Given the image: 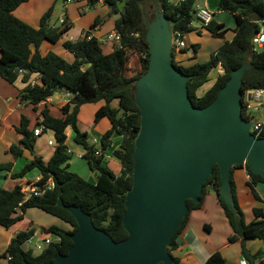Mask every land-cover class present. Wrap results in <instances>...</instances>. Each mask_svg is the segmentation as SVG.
<instances>
[{"label":"trees","instance_id":"obj_1","mask_svg":"<svg viewBox=\"0 0 264 264\" xmlns=\"http://www.w3.org/2000/svg\"><path fill=\"white\" fill-rule=\"evenodd\" d=\"M30 0H0V75L13 85L21 76L22 82L28 84L32 75L41 78V84H28L20 93V101L37 107L59 92L73 95L69 102L61 108L63 118H55L45 108L41 111L43 126L54 135L56 148L48 163L37 155L31 162L16 174L14 180L24 178L29 172L38 170L41 174L38 186L52 180L54 188L46 191L41 197H31L25 201L22 187L16 186L13 190L0 187V226L10 229L22 221L28 209H39L54 216L67 225V229L51 226L45 231L59 236L61 243L50 244L39 255L32 250H23L22 246L34 235V231L19 232L14 236L3 255L10 257L8 264H51L58 254H68L72 247L71 235L78 229L73 216L64 208L58 206L61 200L65 206H77L89 214L94 226L106 232L115 242L127 238V232L122 223L125 212V199L133 187V150L135 141L141 128L140 109L135 102V84L148 70L150 53L146 40L147 7L153 11L159 9L170 23L173 34H188L192 31V24L197 20L195 6L199 0H85L90 6L104 3L112 11V15H119L115 22L116 30L121 34L120 45L105 54L101 43L96 38L82 39L76 42H65L64 48L73 56L68 62L63 57L50 51L43 56L40 47L44 42L56 44L67 33L68 27L61 30L51 28L49 20L52 15L50 9L41 19L39 28H33L14 16V11ZM125 3L123 7L121 5ZM218 11L233 16L235 21V37L226 42L215 52L206 63H196L189 67L179 66L174 60V66L188 76V91L194 107L204 108L214 101L220 89L225 86L232 71L240 68L244 63L250 64L243 78L242 91L264 89V44L258 47L254 42L264 27V0H218ZM263 22V24H261ZM93 26L92 28H95ZM213 38L224 39L226 30L224 25L212 20L204 27ZM197 50V46L194 47ZM135 54L140 58L139 70L129 69V57ZM222 67L220 75L213 87L203 96L198 91L209 82L213 70ZM117 101L118 106L112 104ZM104 102L96 113V121L107 118L112 127L101 137V151L111 146L112 137H121L120 148L113 153V157L121 164L122 169L116 176L105 164L104 155L98 158L94 154V147L87 143V134L82 132L78 125L77 109L83 104ZM247 104L244 102V117ZM74 108V109H73ZM38 124V123H37ZM71 128L75 143L87 150L83 158L87 160L90 170L96 175V183L84 180L69 171L71 155L66 146V129ZM34 130L29 129V121L22 117L17 132L23 136L20 144L11 147L15 158L23 155L24 150L34 152ZM260 137L264 138V123ZM103 152V151H102ZM241 165L238 167H242ZM12 163L0 164V172H11ZM250 176L249 186L259 201L255 190L258 183H264V178L253 174L245 166ZM221 175L218 166L214 167L213 175L209 178L200 195V201L187 202L189 213L181 228L177 230L171 241V251L177 248V237L189 220L190 213L202 207L207 189L213 188L217 193L220 205L234 231L229 238L236 242L239 238L246 240L264 241V207L255 209V220L247 224L244 213L238 204L233 173L230 174L231 195L236 211L229 209L219 195ZM22 204V205H21ZM21 205V206H20ZM21 208L23 215L16 213ZM244 258L250 264L256 259L263 258L264 253L251 255L245 248L242 250ZM173 264H181L172 254ZM205 264H226L220 252L211 255Z\"/></svg>","mask_w":264,"mask_h":264},{"label":"water","instance_id":"obj_2","mask_svg":"<svg viewBox=\"0 0 264 264\" xmlns=\"http://www.w3.org/2000/svg\"><path fill=\"white\" fill-rule=\"evenodd\" d=\"M172 38L168 19L156 9L155 19L147 21L148 70L135 84L141 128L122 217L127 238L115 242L81 207L60 200L58 206L73 216L78 229L68 254H58L51 264H173L171 241L188 216L187 202L200 201L215 166L221 175L219 195L234 212L233 168L245 165L264 178V138L251 133L243 113V78L250 64L232 71L212 103L196 108L188 76L172 62Z\"/></svg>","mask_w":264,"mask_h":264},{"label":"crops","instance_id":"obj_3","mask_svg":"<svg viewBox=\"0 0 264 264\" xmlns=\"http://www.w3.org/2000/svg\"><path fill=\"white\" fill-rule=\"evenodd\" d=\"M178 1L181 0H176V2ZM53 2L62 5L61 11H63L66 18H60L59 21L62 19L65 20V25H62L61 28L54 26L51 27V25L50 27L59 30L68 27L67 33L59 40V42L61 40H64V43L68 41L76 42L85 38H96L101 43L105 54H109L115 49L116 44L108 42L107 37L111 33L117 31L115 28V22L120 16L112 15V11L102 2L95 6H90L85 0H74L68 4H66L64 0H30L18 7L14 11V16L33 28H39L42 17L50 9H52L53 14ZM74 2L78 3L75 5ZM198 4L207 8L214 14L213 20L218 24L224 25L226 30L225 38H213L204 26L196 20L192 24V31L185 35L186 47L179 52H174V60L179 66L189 67L196 63L208 62L211 56L217 52L220 47L226 42H231L235 37V21L233 25V21L226 15V12L218 11V0H199ZM95 24H97V26L92 28ZM88 31H90L89 37L86 35V32ZM204 36L217 41L216 43L215 41H212L214 42V45L211 47V52H208L209 47L202 44V38ZM59 42L56 44L44 42L40 47L41 54L45 56L52 51L68 62H71L73 56L67 52L64 46L58 47ZM195 46H197V50H195ZM70 59L72 60L70 61ZM211 74H214V77L211 78L213 80L212 83L209 85L211 81L209 76V82L206 84L208 85V88L202 94H199V91L203 88L202 87L197 93L199 97L210 90L215 84L217 78L223 74L222 67L219 66L213 70ZM22 76L23 75L21 74L20 78L11 85L0 75V164H13L11 172H6L3 173V175H0V187L5 190H7V188H5L4 185L7 184L8 180H12V186L9 190H13L16 186H21L22 189H24L29 183H34L37 179H40L41 174L38 170L29 172V174L32 175V180H29V174L22 179L14 180L12 174L19 173L26 164L33 160V155L41 157L45 163H48L56 148L55 144V147L48 144L50 140L54 142V135L47 129L48 131H43L42 135L34 137L35 143L33 153L24 150L21 157L15 158L11 153V147L13 145H19L23 139V136L17 132V128L21 125L22 117H25L29 121V129L34 130L36 127L43 125V117L41 115L42 110L47 108L50 111V114L55 118H63L61 108L68 103V101L65 100V92H59L62 94L63 98L60 99L58 93H56L46 102L41 103L37 107H34L27 102H21L19 98L20 93L28 84H41V78L38 75H32L28 84L22 82ZM56 108L60 110L61 114L58 110H55ZM261 114V121H264V109L260 111V115ZM34 118L36 119L33 121ZM34 122L36 123L34 124ZM108 122L109 124L105 130L107 132L112 127L109 120ZM78 125L80 130L87 134V143L89 146L94 147L95 150H101V137L103 133L99 134V132H96L97 125L89 128L86 127L83 122L79 121V119ZM66 135L68 154H73L76 149L77 151L82 152L79 156L83 158L84 155H86L87 150H85L83 146L84 151L70 145V140H74V133L70 127L66 129ZM111 141L112 143L110 147L106 150L102 149L104 164L116 176H119L122 166L113 157V153L120 148L121 137L113 136ZM232 173L238 204L244 213L246 223L249 224L255 220L254 210L256 208L261 209L264 207V183H258L255 186V190L259 196L258 201L249 186L250 180L245 166L233 168ZM87 177L88 180H84L91 182L93 178L90 175ZM96 181L97 177L95 175V183ZM16 213L23 215L21 208H18ZM35 225H38L40 228L37 229L36 227H32ZM51 226H57L64 229L68 228L64 222L54 216L48 215L39 209H28L24 214L23 220L8 229L9 232H6L5 229L0 226V249L2 252L6 251L14 235L16 236L19 232L29 231L31 229L34 231L33 236L38 240L42 241L45 239H51L55 241L56 235L49 234L45 231ZM233 235L234 231L220 205L217 193L213 188L209 187L203 200L202 207L190 213L187 224L181 230L176 239L177 248L172 250L171 254L175 258H178L181 261V264H205L207 259L215 252H220L222 254L226 264H250L242 254L243 248H245L251 255L258 252L264 253V241L256 239L242 242V239L239 238L236 242L232 243L229 241V238ZM50 236H53V239L50 238ZM40 244L43 245L41 242ZM47 247V245H44V250ZM34 255L39 254L34 253ZM6 264H8V262H6ZM254 264H264V256L263 258L256 259Z\"/></svg>","mask_w":264,"mask_h":264},{"label":"built area","instance_id":"obj_4","mask_svg":"<svg viewBox=\"0 0 264 264\" xmlns=\"http://www.w3.org/2000/svg\"><path fill=\"white\" fill-rule=\"evenodd\" d=\"M64 1L66 4H68L74 0H64ZM195 15H196L197 20L204 27L207 26L213 20V17H214V14L211 11H209L207 8L201 6L200 4H196V6H195ZM60 23H61V25H65V20L62 19L60 21ZM261 24H263V22H261ZM89 34H90V31L86 32V35L88 37L90 36ZM121 37H122L121 34L118 31H116L114 33H111L107 37V41L111 42V43H115L117 46V45H120ZM254 42L256 43V45L258 47L263 46V44H264V27L263 26H261L260 32L257 35V37L255 38ZM172 47H173V51H175V52H179V51L183 50L186 47L185 34H182V33L173 34ZM248 95L252 96L251 102L247 101ZM71 97H73L72 94L66 93L65 100L69 102ZM244 99H245V103L247 104L246 110H245V116H247L248 117L247 120L252 123L251 133L253 135H255L256 138H261L260 133H261L262 125H263L264 121H261L260 119L253 121L252 118H253L254 114H258V113H260V111L262 109H264V89L255 90V91H248L244 95ZM43 131H48L47 128H45L43 125L36 127L33 131L34 136L38 137V136L42 135ZM48 144L50 146H54V142L51 140L48 142ZM94 155L96 157L100 158V157H102L103 153L101 150H99V151H96ZM248 178L250 180L249 175H248ZM39 181H40V179H37L34 183H29L24 189H22V193L25 196V201L30 199L31 197H41L46 191L52 190L54 188V183L52 180L47 181L42 186H38ZM263 214H264V210H263ZM34 238L36 239L35 249H37L38 251H41V252L44 250V245L49 246L52 243H56V244L61 243V238L59 236L55 237V241H53L51 239H45V240L41 241V240H38L36 237L32 236L28 240V243H31V241ZM40 242L43 243V245H41ZM7 259H8V261L11 260L10 257H8Z\"/></svg>","mask_w":264,"mask_h":264},{"label":"rangeland","instance_id":"obj_5","mask_svg":"<svg viewBox=\"0 0 264 264\" xmlns=\"http://www.w3.org/2000/svg\"><path fill=\"white\" fill-rule=\"evenodd\" d=\"M72 2V1H71ZM76 3L78 2H74V4L76 5ZM54 4V7L53 8V14L52 16L50 17V21H49V25L54 26V27H59L61 28L62 25L61 23H59L60 21V18H66L65 14L63 13L62 10V5H59L57 3H52V6ZM109 8V7H108ZM147 16H149L150 18V21L154 20L155 18H153L152 14H153V11L147 7ZM232 21H233V25H234V20H233V16L230 15L229 13L226 14ZM103 21V20H102ZM232 25V26H233ZM203 41H202V44L203 45H206L207 47H209V51L208 52H211L210 50L212 49L211 47L214 45V42L212 41H215V43L217 42L216 40H212L210 38H208L207 36H204L203 38ZM48 43V42H47ZM63 43H64V40H61L59 42V45L58 47L60 46H63ZM129 69L130 71H134V70H139V62H140V58L135 55V54H131V56L129 57ZM72 59H70L71 61ZM134 69V70H132ZM214 77V74H211L210 75V79ZM212 79L209 83V85L212 83ZM208 85H205V87H203L200 91H199V94H202L208 87ZM64 95V93H63ZM58 96L59 98H63L62 94L61 93H58ZM203 96V95H202ZM103 102H98V103H88V104H83L81 105L77 111H78V119L79 121L83 122V124L86 126V127H89V128H92L94 127L95 125H97V130L96 132L99 134H105L107 131H105L107 129V125L109 124L107 118H102L100 119L99 121H96V113L98 111V109L103 106ZM113 106L114 107H117L118 106V102L115 101L113 103ZM74 109V108H73ZM55 110H58L59 113L61 114L60 110L58 108H56ZM36 118L33 119V121L35 120ZM253 121H256V120H261L262 119V114L260 115V113L258 114H254L253 115ZM102 122V123H100ZM36 122H34L35 124ZM106 127V128H105ZM105 128V129H104ZM105 131V132H104ZM102 134V135H103ZM70 145L71 146H75L76 148L78 149H81L84 151L83 147L79 144H76L74 142V140H70ZM55 147V146H54ZM74 150V149H72ZM82 152L80 151H77L76 149L74 150V153L71 154V160L69 161V165H70V168H69V171L72 172V173H75L77 174L78 176L82 177L83 179H86L88 180V175H90L93 179L91 182H94L95 183V174L89 169V166H88V163H87V160L85 158H82L80 157L79 155L81 154ZM13 155V154H12ZM14 156V155H13ZM3 173H6V172H0V175H3ZM29 174V173H28ZM29 177V180H32V175L29 174L28 175ZM11 183H12V180H8L7 181V184L4 185L5 188H7V190L11 189ZM7 186V187H6ZM32 227H36L37 229L40 228L38 225H35V226H32ZM31 227V228H32ZM5 229V228H3ZM6 232H9V230L5 229ZM15 236V235H14ZM43 237V236H41ZM50 238L53 239V236H50ZM35 244H36V239L34 238L31 243H28V241L22 246L23 250H32L35 254H40L41 251H38L37 249H35ZM5 254V251L2 252L1 249H0V264H6V262H8V259L7 258H3V255Z\"/></svg>","mask_w":264,"mask_h":264}]
</instances>
